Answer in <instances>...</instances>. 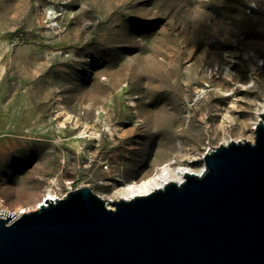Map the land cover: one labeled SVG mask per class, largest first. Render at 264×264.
Returning <instances> with one entry per match:
<instances>
[{
  "label": "rangeland",
  "instance_id": "1",
  "mask_svg": "<svg viewBox=\"0 0 264 264\" xmlns=\"http://www.w3.org/2000/svg\"><path fill=\"white\" fill-rule=\"evenodd\" d=\"M8 6L10 72L0 76V195L12 211L33 205L49 190L67 194L82 186L107 201L125 180L162 166L180 140L192 155L182 162L196 169L221 142L239 135L254 140L249 124L264 103V0H8ZM49 6L61 13L57 28L46 17ZM216 56L224 62L220 67L231 65L256 81L251 90L237 92L239 108L225 128L218 123L230 103L207 93L221 74L215 62L210 65ZM127 85L136 92L130 95ZM147 87L155 90L146 94ZM131 97L146 111L178 114L181 124L172 131H146L144 119L130 118L136 112L127 108ZM112 99L119 109L127 106L128 117L114 108L106 115L102 105ZM66 118L68 128H60ZM190 121L192 133L184 132ZM92 122L99 133L107 131L106 124L137 129L130 133L133 141L117 151L113 143L97 141L83 143L79 151L73 137L93 130ZM7 132L62 139L74 153L62 164L63 147Z\"/></svg>",
  "mask_w": 264,
  "mask_h": 264
},
{
  "label": "water",
  "instance_id": "2",
  "mask_svg": "<svg viewBox=\"0 0 264 264\" xmlns=\"http://www.w3.org/2000/svg\"><path fill=\"white\" fill-rule=\"evenodd\" d=\"M187 172L108 206L89 186L0 216V264H264V112Z\"/></svg>",
  "mask_w": 264,
  "mask_h": 264
},
{
  "label": "bare ground",
  "instance_id": "3",
  "mask_svg": "<svg viewBox=\"0 0 264 264\" xmlns=\"http://www.w3.org/2000/svg\"><path fill=\"white\" fill-rule=\"evenodd\" d=\"M61 13L58 12L53 6H49L46 9V17L49 18L52 23H50L51 27L57 28L59 27V23L55 21V19L60 15ZM15 29V28H14ZM227 56V55H226ZM257 55L254 54L251 57L252 59H256ZM216 63L218 65V71L216 74H220V76L214 77V84L213 88L211 90H207L208 94H217L220 97L227 100L230 105H225L221 109V118L219 119L218 125L222 128L226 127V121L232 122L234 120V116L232 111L239 108V105L237 104V92L243 91V90H251L250 88L254 87L256 84L255 77L252 75L250 79L247 80L246 77L241 75L238 71L233 69L231 65H227L225 68L220 67V64L224 63L222 62V59L213 58L211 60V64ZM222 68V69H221ZM216 68H212L211 72L212 74L215 72ZM221 70V72H220ZM154 73L156 76H160L161 73L158 70H154ZM220 77V78H218ZM202 78L197 80V82H201ZM129 90L127 91L130 95L134 94L136 91L131 87L130 85H127ZM137 89V87H134ZM148 90V91H147ZM154 87H147L145 93H149L154 91ZM144 95V94H143ZM136 97V96H135ZM141 99L144 96H139ZM210 97V95L208 96ZM113 103H105L102 105L103 111L106 113L108 117H110L111 109L114 108L115 111L122 112L126 117V113L128 110L126 107L119 109V104L116 100L112 99ZM131 106L127 107L128 109L133 108L136 112L131 114V119H144L143 123L146 128V131H149L151 128H157V129H163L167 128L168 130L172 131L176 127H178L182 122V117L178 114L169 112L167 110L164 111H146L145 109H142V103L137 101L134 97L130 98ZM93 105L91 104V109L89 110V114L92 116L93 112ZM111 107V108H110ZM110 108V109H109ZM219 110V108H218ZM92 111V112H91ZM264 112V103H262V107L257 109V120L252 121L250 126V134L249 137H253L254 131L256 128V124L261 118V113ZM203 117H206V114H204L202 111L201 113ZM189 118H192V112L189 113ZM146 119V120H145ZM71 120V118H66L65 120L59 121V127L63 129L68 128V122ZM72 123L74 125H78V121L72 120ZM90 123H88V126ZM92 127L94 128L91 131H88L86 129H83L81 131L76 132V135L73 137L77 140L78 145L75 146L79 151L83 150V143H86L87 145H90L94 141H97L99 144L98 146L103 145H109L113 143L114 145L110 148L114 151H117V147L122 144L126 145L128 143H131L133 141L134 135H130L131 132H136L137 126H133L132 129L125 127H121V125H118L115 130L111 127L110 124H106L107 131H104L102 133H99L96 130L97 122H92ZM119 127H121L119 129ZM73 129H77L76 127ZM118 135H117V133ZM184 132L192 133V123L190 121L189 127L187 129H184ZM4 135L9 136H15L23 139H30V140H36V141H44L49 142L53 145V147H63V154H62V164H67L69 158L71 157V154L74 153L73 147H70L68 144V149L66 150V145H64L62 139H54L47 137L45 135H35V134H15L7 132ZM104 135H106L108 138H104ZM240 139H248L244 137L243 135H239L236 139H227L224 141V143L229 142L230 140H240ZM81 144V145H80ZM65 147V148H64ZM129 149V148H128ZM83 153V151H82ZM120 153H114L115 157H118ZM186 158H192L191 152L189 149L182 143V141H179L178 149L173 152V155L170 156L166 162L162 166H156L151 172L144 175L140 179L132 178L131 180H125L122 186H116L115 190L109 194L107 198L108 206L114 207L113 202L120 199H131L138 195H146L148 193L153 192L156 189L164 187L168 182L171 181H177L182 182L185 179L187 172L197 173L199 175H202L205 171V164H203L199 169H196L191 166L190 163H183L182 161ZM109 167V166H108ZM120 170V169H119ZM122 171V170H121ZM121 176L117 177V179L121 180ZM66 194H60L55 192L54 190H49L47 193L44 194V196L36 201L33 205L29 206H20L18 209L12 211V215L14 214H20L27 212L31 209H37L43 201L46 199L48 200H54L56 201L59 198H63Z\"/></svg>",
  "mask_w": 264,
  "mask_h": 264
},
{
  "label": "crops",
  "instance_id": "4",
  "mask_svg": "<svg viewBox=\"0 0 264 264\" xmlns=\"http://www.w3.org/2000/svg\"><path fill=\"white\" fill-rule=\"evenodd\" d=\"M9 6L8 0H0V76L10 72L9 67ZM16 61L14 60V66Z\"/></svg>",
  "mask_w": 264,
  "mask_h": 264
},
{
  "label": "built area",
  "instance_id": "5",
  "mask_svg": "<svg viewBox=\"0 0 264 264\" xmlns=\"http://www.w3.org/2000/svg\"><path fill=\"white\" fill-rule=\"evenodd\" d=\"M21 35H23V34H21ZM71 190H73V189H71ZM32 210H33V209H32ZM3 211L12 212V210L10 209V207H9L8 203L6 202L5 198H4L3 196L0 195V214H2ZM21 214H22V213L17 214V215L15 216V218L19 217ZM0 216H1V217H6V216H4V215H0ZM12 216H14V215H12Z\"/></svg>",
  "mask_w": 264,
  "mask_h": 264
}]
</instances>
